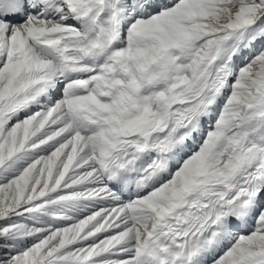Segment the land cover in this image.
<instances>
[{"label": "snow or ice", "instance_id": "obj_1", "mask_svg": "<svg viewBox=\"0 0 264 264\" xmlns=\"http://www.w3.org/2000/svg\"><path fill=\"white\" fill-rule=\"evenodd\" d=\"M0 264H264V0H0Z\"/></svg>", "mask_w": 264, "mask_h": 264}]
</instances>
